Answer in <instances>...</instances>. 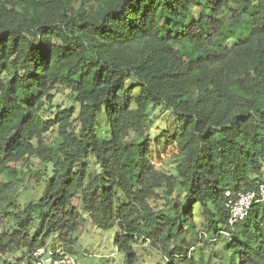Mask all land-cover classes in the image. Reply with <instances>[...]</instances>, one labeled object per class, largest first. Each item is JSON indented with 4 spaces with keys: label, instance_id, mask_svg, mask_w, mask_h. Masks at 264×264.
I'll return each mask as SVG.
<instances>
[{
    "label": "trees",
    "instance_id": "trees-1",
    "mask_svg": "<svg viewBox=\"0 0 264 264\" xmlns=\"http://www.w3.org/2000/svg\"><path fill=\"white\" fill-rule=\"evenodd\" d=\"M80 1L0 0V227L10 211L13 225L0 231V256H75L74 233L88 223L73 204L79 195L93 225L116 229L127 264H142L140 239L167 264H212L214 251L206 258L202 247L225 235L226 264H264V200L230 225L226 195L264 183V0ZM57 85L80 104L76 118L60 106L44 114ZM156 105L175 115L176 173L149 153ZM102 108L107 140L97 129ZM33 156L45 166L36 180L49 177L21 207L9 193L13 164Z\"/></svg>",
    "mask_w": 264,
    "mask_h": 264
},
{
    "label": "rangeland",
    "instance_id": "rangeland-1",
    "mask_svg": "<svg viewBox=\"0 0 264 264\" xmlns=\"http://www.w3.org/2000/svg\"><path fill=\"white\" fill-rule=\"evenodd\" d=\"M77 5L80 4V0H76ZM233 44V40H231ZM135 81L129 79L126 82V87H132L131 101L132 106L135 105L134 98L139 94V89L135 86ZM53 94L52 102L46 104L47 110L44 113L47 117L54 118L58 110V106L65 109H73L74 116L76 118L80 104L73 101L71 98V90L65 85H57ZM174 113L163 105H156L151 109V116L149 122V131L151 134V142L149 145V153L153 162L162 170L168 173H176V167L179 162L178 152L179 148L175 139L173 138L174 130L176 128V121ZM106 126V127H105ZM97 129L102 139L107 140L111 137L110 126L107 122V117L104 108L99 112V118L97 123ZM102 129V130H101ZM107 131V133H106ZM58 136V128L54 127L52 131L46 134V140L52 142L54 138ZM90 169L99 170V167L93 157L90 158ZM14 169L18 173V182L10 191L11 198L16 204L23 207L28 201L38 200L43 192L45 184L49 175H42V180L37 181L33 176L37 170L43 172L45 169L44 164L38 157H31L27 162H19L13 164ZM49 171V168H48ZM14 179V177H12ZM5 180V178H2ZM4 204V203H3ZM73 204L78 207V211L88 219V223L85 227L74 233L77 237V242L74 249V255L79 264H127L123 254L118 251L115 236L116 229L111 228L109 230H103L102 228L93 225L89 216L84 212L83 206L80 203V196L74 198ZM155 205L156 202L153 201ZM7 211H10L8 209ZM12 211L8 217V223L5 229L11 230L12 225ZM196 224L199 225L200 230L204 231L205 226L202 223L204 221L202 215V207L200 204L196 205L195 209ZM0 227V231L4 229ZM227 235L220 238V242H216L213 246H203L202 250L208 258L211 255V251H214V259L212 264H226L221 257V253L226 256L229 252L226 249ZM59 241L56 238L50 237L48 240V248L58 249ZM210 248L212 250L210 251ZM135 249L137 250L142 264H167L165 257L161 253L153 250L148 243L143 240H138L135 243ZM21 251L10 252L5 256H0V264H15V258L21 255Z\"/></svg>",
    "mask_w": 264,
    "mask_h": 264
},
{
    "label": "built area",
    "instance_id": "built-area-1",
    "mask_svg": "<svg viewBox=\"0 0 264 264\" xmlns=\"http://www.w3.org/2000/svg\"><path fill=\"white\" fill-rule=\"evenodd\" d=\"M229 197L227 206L229 209L228 223H235L244 220L249 214L253 204L264 200V183H260L255 189L240 192L236 199L232 198L230 190L226 192ZM27 264V263H22ZM30 264H79L76 257L71 254L54 255L46 248H40L32 253Z\"/></svg>",
    "mask_w": 264,
    "mask_h": 264
}]
</instances>
